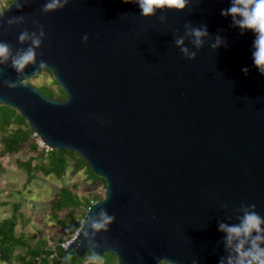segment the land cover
<instances>
[{
    "label": "water",
    "instance_id": "water-1",
    "mask_svg": "<svg viewBox=\"0 0 264 264\" xmlns=\"http://www.w3.org/2000/svg\"><path fill=\"white\" fill-rule=\"evenodd\" d=\"M52 2L0 11V105L105 182L64 250L117 264H237L240 241L245 251L264 237V223L231 240L220 228L250 212L264 219V73L252 60L257 33L227 11L235 0H186L149 16L139 0ZM42 71L64 100L27 83ZM102 211L114 219L97 229Z\"/></svg>",
    "mask_w": 264,
    "mask_h": 264
},
{
    "label": "trees",
    "instance_id": "trees-1",
    "mask_svg": "<svg viewBox=\"0 0 264 264\" xmlns=\"http://www.w3.org/2000/svg\"><path fill=\"white\" fill-rule=\"evenodd\" d=\"M12 2L14 0L7 2L6 7ZM36 77L28 79L27 83ZM52 85L56 88V92L50 86L40 87L39 89L48 98L64 100L65 94L53 77ZM11 124H16L17 127L15 129H9ZM23 126L25 128H22ZM32 135L33 133L30 131L26 121L16 110L5 105H0V143L3 147L2 153H15L25 143H28L30 149L35 152L34 157L22 163L26 169L29 181L35 178L32 172L40 173L43 176L61 178L65 175L67 169L72 166L74 172L83 170L86 178L91 181L92 185L101 182L105 186V182L94 176L87 164L76 153L65 150L39 149L34 139L31 138ZM34 159L35 162H33ZM103 198L93 195L79 197L70 189L62 188L56 194L55 200L51 202L52 216L57 223L64 224V220L60 219L57 213L66 211V217L71 216L72 218V222L66 225L69 233L77 232L87 210L93 203ZM19 208V204H13L12 216L0 221V262L6 264H12L13 262L19 264H117L116 257L112 254L104 253L96 256L91 252H87L83 256H80L73 250H64L60 242H57L52 247H48L44 242H37L35 245H30L25 240L23 234H19L18 236L15 234ZM79 209H82V213L80 214V219L76 221L74 215Z\"/></svg>",
    "mask_w": 264,
    "mask_h": 264
},
{
    "label": "rangeland",
    "instance_id": "rangeland-1",
    "mask_svg": "<svg viewBox=\"0 0 264 264\" xmlns=\"http://www.w3.org/2000/svg\"><path fill=\"white\" fill-rule=\"evenodd\" d=\"M9 1L11 0H0V10L6 8ZM28 83L42 93L43 91L39 88L49 86L56 92V88L52 85V75L47 71H42ZM16 127V124H11L9 129ZM31 138L41 149V141L34 134ZM2 150L3 147L0 143V221L11 217L12 205L19 204L16 236L23 234L30 245L44 242L48 247H52L60 242L61 246L65 248L69 239L73 238L76 232L69 233L66 227L72 222L71 216L66 217V211L57 213L59 218L64 220V224L57 223L53 218L51 202L55 200L56 194L60 189L68 188L79 197H88L89 195L104 197L105 186L101 182L92 185L83 170L74 172L72 166L61 178L32 172L35 178L29 181L26 169L22 165L23 162L35 156V152L30 149L29 144H23L22 148L15 153L4 154ZM81 213L82 209H79L74 215L76 221L80 219ZM0 264L6 263L0 262ZM12 264L19 263L13 262Z\"/></svg>",
    "mask_w": 264,
    "mask_h": 264
},
{
    "label": "clouds",
    "instance_id": "clouds-1",
    "mask_svg": "<svg viewBox=\"0 0 264 264\" xmlns=\"http://www.w3.org/2000/svg\"><path fill=\"white\" fill-rule=\"evenodd\" d=\"M58 3V0H53L52 3L47 5V8H53ZM241 5L242 7H237ZM186 6V0H139V7L143 16L152 15L155 9L168 8L175 10H183ZM228 13L239 14L243 19L239 22L241 27L253 30L257 33L253 47L255 51L252 53V60L254 65L264 73V0H235L232 7L228 10ZM226 13L222 12V15ZM194 35L200 37L206 35L205 29H193ZM24 37L21 36V39ZM219 40V38H217ZM39 43V41H34ZM178 44L182 43V40L177 41ZM199 43V41H197ZM187 53V49H182ZM8 53V46L0 44V57H5ZM195 53L190 54V58L194 57ZM34 57V52L29 49L23 56L15 61V66L18 69H22L26 64L31 62ZM247 72V69H242ZM254 207V205H253ZM102 222L95 223L93 226L97 229L103 228L105 224L109 223L114 217H109L105 212H101ZM264 223L257 213H246L243 217L242 223L239 225L227 226L220 225V228L226 231L228 239L231 240L233 236L240 237L241 235L247 237L253 231L260 233L262 231L261 224ZM264 239L260 235L253 238L251 247L245 251H241L243 247V241L237 245V252L241 259L237 261V264H264V248H260L256 243ZM222 264V262H221ZM229 264H232L231 260Z\"/></svg>",
    "mask_w": 264,
    "mask_h": 264
},
{
    "label": "built area",
    "instance_id": "built-area-1",
    "mask_svg": "<svg viewBox=\"0 0 264 264\" xmlns=\"http://www.w3.org/2000/svg\"><path fill=\"white\" fill-rule=\"evenodd\" d=\"M42 148H45L46 150H49L48 148H46L43 144H42Z\"/></svg>",
    "mask_w": 264,
    "mask_h": 264
}]
</instances>
